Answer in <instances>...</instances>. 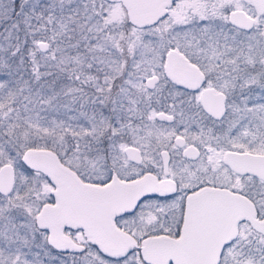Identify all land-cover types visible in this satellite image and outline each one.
<instances>
[{"label":"snow or ice","instance_id":"6c2138e0","mask_svg":"<svg viewBox=\"0 0 264 264\" xmlns=\"http://www.w3.org/2000/svg\"><path fill=\"white\" fill-rule=\"evenodd\" d=\"M0 264H264V0H0Z\"/></svg>","mask_w":264,"mask_h":264}]
</instances>
